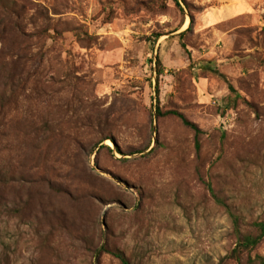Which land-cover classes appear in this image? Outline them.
<instances>
[{"label": "rangeland", "instance_id": "1", "mask_svg": "<svg viewBox=\"0 0 264 264\" xmlns=\"http://www.w3.org/2000/svg\"><path fill=\"white\" fill-rule=\"evenodd\" d=\"M178 1L0 0V264H238L216 198L264 220V0Z\"/></svg>", "mask_w": 264, "mask_h": 264}, {"label": "trees", "instance_id": "2", "mask_svg": "<svg viewBox=\"0 0 264 264\" xmlns=\"http://www.w3.org/2000/svg\"><path fill=\"white\" fill-rule=\"evenodd\" d=\"M177 7L182 10L180 2L178 0H174ZM183 11V10H182ZM156 42V41H155ZM157 64V76L158 78L163 74V64L159 57L156 58ZM215 74L219 75L220 77L224 78V75H220L219 72L214 71ZM229 89L233 91V87L229 86ZM156 91L159 93V86L157 87ZM161 115V112H158ZM182 119L185 126L193 129L196 133V136L200 134V130L198 127L193 125L192 123L188 122L187 120L182 117V115L178 113H172ZM110 150V149H108ZM216 202L221 204L225 207L228 217L230 218L232 224V232L233 237L235 239L234 248L230 251L228 258L235 260L238 264H243V257L245 255H250L253 253L258 246L264 240V220L255 221L251 225H245L242 221L243 215L236 212L234 209H230L228 205L221 202L220 199L216 198ZM252 230H255V234H252ZM111 254L120 261L121 264H130V261L126 257V255L120 251H112ZM250 264H264V257L260 255H256L254 259L249 257Z\"/></svg>", "mask_w": 264, "mask_h": 264}, {"label": "bare ground", "instance_id": "3", "mask_svg": "<svg viewBox=\"0 0 264 264\" xmlns=\"http://www.w3.org/2000/svg\"><path fill=\"white\" fill-rule=\"evenodd\" d=\"M186 26H187V24H186ZM186 26H185V27H186ZM106 143H107V144H110V142H106Z\"/></svg>", "mask_w": 264, "mask_h": 264}]
</instances>
